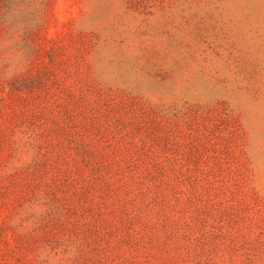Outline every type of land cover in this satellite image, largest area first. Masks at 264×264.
<instances>
[{"label":"rangeland","instance_id":"1","mask_svg":"<svg viewBox=\"0 0 264 264\" xmlns=\"http://www.w3.org/2000/svg\"><path fill=\"white\" fill-rule=\"evenodd\" d=\"M0 264H264V0H0Z\"/></svg>","mask_w":264,"mask_h":264}]
</instances>
